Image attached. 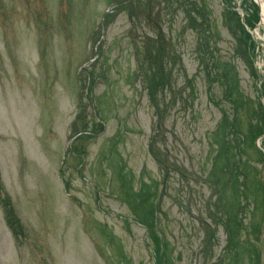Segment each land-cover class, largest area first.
<instances>
[{
  "label": "rangeland",
  "instance_id": "1",
  "mask_svg": "<svg viewBox=\"0 0 264 264\" xmlns=\"http://www.w3.org/2000/svg\"><path fill=\"white\" fill-rule=\"evenodd\" d=\"M253 3L0 0V264H155L142 211L124 199L131 180L156 189L148 203L159 196L161 264H204V252L232 264L210 214L242 219L237 260L264 264V136L245 148L236 190L214 167L224 113L246 132L264 110V22L244 18ZM157 45L171 77L151 94L160 110L148 91ZM232 139L235 159L243 143ZM213 181L227 187L221 199Z\"/></svg>",
  "mask_w": 264,
  "mask_h": 264
},
{
  "label": "trees",
  "instance_id": "2",
  "mask_svg": "<svg viewBox=\"0 0 264 264\" xmlns=\"http://www.w3.org/2000/svg\"><path fill=\"white\" fill-rule=\"evenodd\" d=\"M252 6L254 7V10L252 11V15H250V17L248 18L245 17V21L246 24L249 27H255L256 23L259 20V7L256 3H253ZM240 29L244 31V33L247 35V37L250 39V36L248 35V32L246 31V29L240 24ZM237 36L240 38V35ZM237 37V38H238ZM158 48V52L156 51L153 55H151V57L154 59V61L156 62L157 67L154 68V74H151L148 77V91L149 94H156L158 93V91H161V87L166 88L168 87V84L170 83L171 77L168 75L167 71L165 69H161V67L163 66V62L161 61V52H160V46L157 45ZM223 74V80L226 77V74L223 72H220ZM227 79V78H226ZM222 81V79H220ZM228 91L227 94L228 95V99L231 100V95L233 94V92H238V84H236L233 81V84L229 83L228 84ZM90 93L92 94V88H90ZM238 94V93H237ZM152 100L154 105L158 108V110H160V107L158 106L157 102H156V98L154 96H152ZM234 103L237 105V109L239 108V106H241V99L238 97V99H236L234 101ZM236 109V110H237ZM244 110V109H243ZM262 110V115L260 113L261 116V122H258L256 124H251L250 127L248 128V130L246 132H243L241 130L238 129L237 124L238 122L234 121V120H230L227 115L224 113L223 115V119H222V123H220V127L221 129L225 130V133L223 134L224 137V141H222L220 143V148H219V153L216 155L215 160H214V167H219L221 168L222 171L226 172L228 176L227 181H229L228 185H231L233 187L234 190H236L237 187H239V180L241 177V174L243 173L242 171V159L243 156H245V148L249 147V145L254 146V148H256V141L264 136V110ZM256 114V110L253 113V116ZM233 137L238 138L239 140L241 139V141H239V144L243 143V148L239 149L240 154L235 158L232 159V157H230L231 155V151L233 150V145L235 144V141H233ZM243 137V138H242ZM264 145V143H263ZM242 150V152H241ZM261 152V151H260ZM263 155V154H262ZM264 157V155H263ZM245 158V157H244ZM246 161V160H245ZM242 177L244 178L241 181V187L242 189L245 191L244 192V197H245V201H247V204H243L244 206L248 207V202H249V195H248V190L249 189V183L246 182L247 175H242ZM214 182V181H213ZM215 183V192L218 193V198L221 199L222 197H224V192L225 189L227 188L226 186H223L222 188L218 189V186H220L221 181H216ZM261 186V185H260ZM151 189L152 191H156V189H154L153 187L147 185V183L143 182L140 190L136 191L134 190L133 186H132V180L130 181V186L128 188H126L125 192H124V199L126 200H132L135 202V204L137 205V208L140 209L142 211V213L136 217V221L139 222L140 224H142L148 232H150V234H152V238H153V242H154V256H155V264H161V248H162V244H161V236L160 234H158L157 227H158V211L160 210V201L158 202V197H157V202L156 203H148V201L150 200L151 196H155V194L151 193ZM137 196V199L134 198V196ZM3 201L5 204V211H6V222L8 227L10 228V230L12 231L13 235L15 236V238L17 240L20 239V237H22V235L24 234V228L21 224V220L20 218L17 216L15 210L13 209V207L11 206L10 201H8L6 199V197H3ZM126 202V201H125ZM236 203V202H235ZM242 207V206H240ZM239 207V208H240ZM243 210H246L245 207H242ZM145 211V212H144ZM237 214V213H236ZM209 217L219 226H222V228L224 229V233L227 234L228 238H227V248H226V252L224 254L225 257H227V260L232 259V264H234V262H236V264H239L238 260L239 256L238 253H240V249H242L241 246L243 245V239L240 240V237L238 236L239 233L243 230V221L242 219H239L238 216H233V217H227L225 219H222L220 217H214L213 215H209ZM204 222H206V219H204ZM252 228H255V225H253ZM163 237V236H162ZM237 239L239 240V244L241 242H243L241 245L238 244ZM216 240V236L213 233H207L205 234V244L208 242H215ZM163 243H166L163 241ZM248 244V242L246 243ZM245 248V246H244ZM248 248V247H246ZM247 252H249V259L250 260H255V256L256 253L254 251L248 250ZM205 262L204 264H209L211 263L212 259L210 260L209 255H207V253H205ZM235 256V258H233ZM224 264V260L223 259H219L216 261L217 264L220 263ZM164 264V263H163Z\"/></svg>",
  "mask_w": 264,
  "mask_h": 264
}]
</instances>
